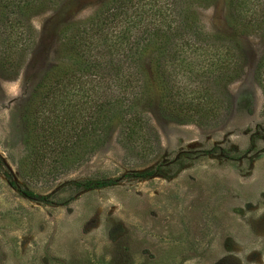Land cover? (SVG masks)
I'll list each match as a JSON object with an SVG mask.
<instances>
[{
  "label": "rangeland",
  "instance_id": "obj_1",
  "mask_svg": "<svg viewBox=\"0 0 264 264\" xmlns=\"http://www.w3.org/2000/svg\"><path fill=\"white\" fill-rule=\"evenodd\" d=\"M103 1L30 10L20 28L28 46L16 61L1 58L0 27V156L16 182L0 171V264H264V98L254 77L264 38L256 0L236 11L229 0L198 7L188 0L220 48L207 57L198 42H178L177 58L161 57L162 76L149 54L133 75L143 84L80 87L73 73L54 91L34 89L70 45L58 41L76 35ZM124 95H137L136 121L114 119L105 142L95 143L101 99ZM146 169L154 173L126 176ZM98 177L116 181L97 189L72 183Z\"/></svg>",
  "mask_w": 264,
  "mask_h": 264
},
{
  "label": "trees",
  "instance_id": "obj_2",
  "mask_svg": "<svg viewBox=\"0 0 264 264\" xmlns=\"http://www.w3.org/2000/svg\"><path fill=\"white\" fill-rule=\"evenodd\" d=\"M61 1L0 0V27H2V41L4 42L1 58L5 61L7 59L16 61L21 50L28 46V41L24 40L20 28L24 22L23 17L30 10L35 8L34 12L38 13L49 9V6L56 10ZM187 1H103L94 14L88 16L85 22L82 23L83 27L77 29L76 35L68 38L66 42L58 41L60 45H70L60 61L44 70L40 79L34 84V89L43 84L47 85V92L54 91L67 82L66 78L70 74L75 73L76 80L74 82L80 87L94 83L99 84V86L106 84L111 89L120 87L122 90H126L128 86L135 87L139 83L143 84L140 77H134L133 75H138L141 70H144L143 61L149 54H153L154 63L152 67L156 76H162L163 68L166 66L163 65L161 57L166 56L170 60L177 58L178 55L176 54L180 48L179 43L187 46L198 42L200 44L198 47L199 53L209 57L221 46L220 42L217 43L219 36H211L203 31L196 10H189L190 5L186 8ZM195 1L198 4L196 7H198L201 6L200 2L202 1L210 4L215 0H192L191 5ZM254 1L229 0V3L233 11H236L245 9ZM64 27L67 32V29L73 28V23L66 24ZM256 31L261 32L264 38V3H262V0H256ZM161 35L167 36L168 41H161L158 38ZM211 37L214 38L211 39ZM23 41L25 42L22 43ZM101 47L106 49L108 54H103V51L99 50ZM17 48L18 50L15 51ZM62 60L70 62L67 65L62 63ZM62 64L66 67L65 71L60 70ZM169 66L172 67V65ZM206 73H213V70L208 69ZM125 74L128 78L124 82L115 80ZM254 77L264 98V50L255 64ZM171 88L173 89L172 86ZM170 96L171 101H174L175 93L170 92ZM136 99L137 95L101 99V118L96 125L99 134L95 143L102 145L105 142V130H108L114 119H124L126 121L132 119V122L136 121L137 111L135 108L136 102H138ZM44 100L42 99V101ZM212 101L217 104L218 97L212 94ZM0 171L8 179L10 185L16 186L12 174L5 166L1 156ZM153 173V169H146L132 171L127 173L126 176L145 178ZM115 181L116 179L113 178L98 177L79 179L72 183L79 189H97L110 186ZM20 191L30 199L47 201L44 195H40L33 190L23 188Z\"/></svg>",
  "mask_w": 264,
  "mask_h": 264
}]
</instances>
